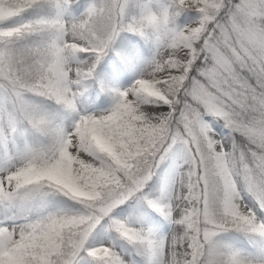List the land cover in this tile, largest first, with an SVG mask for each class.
<instances>
[{"label": "snow or ice", "instance_id": "snow-or-ice-1", "mask_svg": "<svg viewBox=\"0 0 264 264\" xmlns=\"http://www.w3.org/2000/svg\"><path fill=\"white\" fill-rule=\"evenodd\" d=\"M0 264H264V0H0Z\"/></svg>", "mask_w": 264, "mask_h": 264}]
</instances>
